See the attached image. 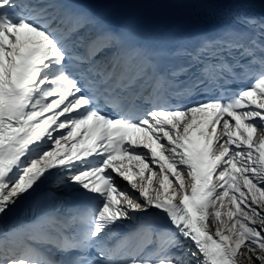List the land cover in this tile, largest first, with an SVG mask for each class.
Returning <instances> with one entry per match:
<instances>
[{
	"label": "snow or ice",
	"instance_id": "1",
	"mask_svg": "<svg viewBox=\"0 0 264 264\" xmlns=\"http://www.w3.org/2000/svg\"><path fill=\"white\" fill-rule=\"evenodd\" d=\"M0 264H264V0H0Z\"/></svg>",
	"mask_w": 264,
	"mask_h": 264
}]
</instances>
